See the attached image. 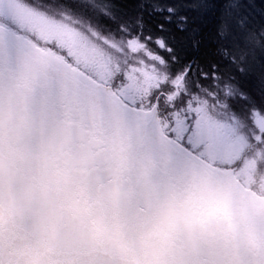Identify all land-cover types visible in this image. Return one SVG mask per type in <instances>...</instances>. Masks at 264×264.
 I'll return each mask as SVG.
<instances>
[{"label":"clouds","instance_id":"clouds-1","mask_svg":"<svg viewBox=\"0 0 264 264\" xmlns=\"http://www.w3.org/2000/svg\"><path fill=\"white\" fill-rule=\"evenodd\" d=\"M264 257V183L157 175L114 135L0 120V264H243Z\"/></svg>","mask_w":264,"mask_h":264},{"label":"rangeland","instance_id":"rangeland-1","mask_svg":"<svg viewBox=\"0 0 264 264\" xmlns=\"http://www.w3.org/2000/svg\"><path fill=\"white\" fill-rule=\"evenodd\" d=\"M70 1L0 0V26L47 49L48 56L70 58L73 68L83 70V76L91 77L94 85L117 90V93L118 91L124 93L127 96L126 101L134 102V104H128L130 108L159 111L160 114V109L164 107L165 113L161 119L162 122H166L171 142L195 154L198 152L199 156L205 153L207 156V158L204 157L206 165L218 168L208 160L217 156L212 153V149L217 150L220 156L225 155L221 160L231 164L232 152L240 144L238 142L240 134L234 136L225 133V135L218 136L216 134L222 133L218 130L226 129L227 131L229 127L226 128V125L229 126L230 120H234L232 117H239L241 120L247 121L251 135L249 137H252L255 130L252 121L254 110H259V114L264 115L262 103L253 100L249 105L248 113L241 108L233 110L236 111L234 114L230 113L228 109L230 104L225 103L217 94L218 88H220L218 84L227 85V95L236 97L234 92L237 90L241 92L236 79L220 83L216 79L209 78L210 76H204L206 79H197L196 77V80L195 78L193 80L190 72L189 75L187 74V79L188 66L173 71L167 59L168 50L162 40L155 41L154 48L155 50L158 48L155 51L150 46L151 39L148 41L145 37L136 36L138 35L136 33L126 37L121 32L122 27L117 28L115 22L111 25H104V28L89 18H75L74 13L69 9L71 8ZM82 1L85 6L89 4L93 8H98L101 3L100 0ZM112 16L116 21V14ZM122 18L120 16V19ZM256 21L255 17L252 21L243 24L248 23V26H252ZM234 27L237 28V32H240L241 25H234ZM140 28L141 31L151 34L144 24H141ZM241 32H243V28ZM262 32L264 31L262 30ZM234 37L231 35L230 39L239 43L240 47L238 48H241L243 39ZM245 40L248 53L244 52L245 65L241 72L248 85V80L251 78L264 79V76H254L259 74L261 68L264 67V47L253 35L247 36ZM236 52L238 53L237 50ZM88 60H91L92 63L88 64ZM97 61H101L106 66L98 67V70L94 71L91 65L97 67ZM252 62L255 64L253 65ZM74 63L80 64V67H76ZM205 94L206 96H215V98L211 105L204 104L206 109L203 113L198 114L196 105H200V103L197 102L196 96ZM241 98L242 101L246 98L249 101L246 95ZM175 99L180 101L179 104H175ZM182 102L186 103L185 107L189 113L185 111L186 113L184 112L183 115L178 114L180 118L173 122L170 112L177 106L181 107ZM196 123H200L201 127L204 124L211 127L213 123L216 130L204 128V131L201 132L196 127ZM198 134H201L202 140L200 141H197ZM215 137L223 138L214 143ZM197 143H200L198 149ZM254 154L255 151H248L245 161L242 162V165H245L242 168L243 172L249 175L247 179L250 183L255 182L256 179L264 180V150L261 157H253ZM252 162L256 163L257 168L254 170L256 173L253 171ZM230 167L231 170L226 171L237 174V167H234L233 163ZM255 183L257 185L259 181Z\"/></svg>","mask_w":264,"mask_h":264},{"label":"water","instance_id":"water-1","mask_svg":"<svg viewBox=\"0 0 264 264\" xmlns=\"http://www.w3.org/2000/svg\"><path fill=\"white\" fill-rule=\"evenodd\" d=\"M25 113L49 132L119 137L130 157L149 153L157 175L165 179L199 173L250 192L237 182V174L206 165L205 158L171 142L159 111L128 107L117 90L94 85L66 58L48 56L47 49L0 26V120L7 114L19 121ZM254 122L264 131L263 122ZM243 264H264V257L248 253Z\"/></svg>","mask_w":264,"mask_h":264},{"label":"trees","instance_id":"trees-1","mask_svg":"<svg viewBox=\"0 0 264 264\" xmlns=\"http://www.w3.org/2000/svg\"><path fill=\"white\" fill-rule=\"evenodd\" d=\"M100 1L99 7L93 8L89 4L85 6L82 0H71L69 2L71 8H68L74 13L75 18H89L103 27L111 25L105 24L99 19L100 16H105L115 24L117 23V28L121 26V32L126 37L136 33L138 34L136 36L145 37L148 41L151 39L149 43L154 50L155 41L162 40L168 50L167 59L173 71L183 69L189 63H193L192 70H190L193 80L194 78L196 80V77L197 79H206L204 76H210L209 78L216 79L220 83L236 79L241 92L237 90L234 95L248 97L247 109H244L248 113L249 105L253 99L241 72L245 65L244 52L248 53L245 38L253 35L264 47V34L262 35L264 33L262 32V30L264 31V0ZM121 13L126 15L121 16L122 19H117V15ZM113 14H116V21ZM255 17L257 21L252 26H248V23L243 24L252 21ZM141 24H144L151 34L141 31ZM234 25H241L240 32H237ZM242 28L243 32H241ZM231 35H234L235 39L240 37L243 39L241 48H238L240 47L239 43L230 39ZM67 61L72 62L70 58H67ZM104 61L106 62V60ZM91 63L92 61L88 60V64ZM252 64L254 65L255 62ZM74 65L80 67V64L74 63ZM105 66L106 64L97 61V67L91 65V68L96 71L98 67L104 68ZM101 73L103 74L104 71ZM260 73L261 71L254 76H264ZM218 86L221 88V91L218 88L217 92L220 98L230 96L226 93L227 85L218 84ZM124 87L126 86L124 85ZM117 95L123 100L127 98L121 91H118ZM179 102L178 99H175V104H179ZM126 103L134 104L129 101ZM185 104L182 102L181 107L177 106L170 112L173 122L180 118L178 114L183 115L185 111L189 113ZM262 105L264 106V104ZM164 111V107L160 109L161 118ZM258 181L259 184L264 183L262 179L255 180V182ZM255 182H243L242 184L250 191L252 187H255Z\"/></svg>","mask_w":264,"mask_h":264},{"label":"flooded vegetation","instance_id":"flooded-vegetation-1","mask_svg":"<svg viewBox=\"0 0 264 264\" xmlns=\"http://www.w3.org/2000/svg\"><path fill=\"white\" fill-rule=\"evenodd\" d=\"M187 66L188 67H187L186 73H189L190 70H192L193 63H189ZM214 98H215V96H212V95H210V96H206V94L205 95H197L196 100L198 103H200V105H196V107H197L196 112L198 114L203 113V111L206 109V107H204V104L211 105ZM221 99L224 100L225 103L230 104L228 109L230 110L229 112L233 113V114L236 113V111H233V110H238L239 108L245 109L247 107V104H248V102L244 103L245 101H247V98L242 101L241 96L233 97L232 95H230L228 97H224ZM232 104H236L237 107L233 108L231 106ZM232 118L234 120H230L231 122L229 123V126L226 125V128L229 127L227 129V131H226V129H220L218 131H222V133L216 134V135L221 136V135H225V133H226V134H232L234 136H237L238 134H240L239 139H238L239 141L237 140L240 144L238 145V148L235 149L236 151L233 150V152H232L233 158L231 159V161L233 163V166L237 167V175L239 176V177L236 176V179L238 180L237 182H239V183L248 182L247 177L249 175H246L245 172H243L244 170L242 168L245 165H242V162L245 161L248 151H255V154L253 157H255V156L261 157L262 156V152L264 150V132H260L258 129H256L254 119L256 118L259 122L264 123V115L259 114V110H254V115H253L252 121H253V125L255 127V130H254L252 137H249L251 135L249 134V127H248L247 121L245 119L241 120L239 117H237V118L232 117ZM209 121L211 122V120H209ZM196 127L201 132L204 131V128H206L208 130H213V131L216 130L215 125L213 123H212L211 127H209V125H206V124H204L203 127H201L200 123H196ZM198 137H199V140H198ZM198 137H197V141L202 140L201 134H198ZM222 138L223 137H221V138L215 137L214 143L216 141H220ZM243 141H244V143H243ZM200 143H197V149H198V147H199L198 145ZM212 153L214 155H217V156H214V158L211 160L208 159L210 162L215 164V166L218 167L219 169H221L222 171L231 170L230 165L232 163L231 164L229 162L225 163L224 161L221 160L224 158L225 155L220 156L219 152L217 150H214V149H212ZM197 154H198V152H197ZM201 157L207 158L205 153H204V155L200 156V158ZM234 158H235V161L233 162ZM253 161H254V159H253ZM252 163H253L252 167H253V171H254L257 168V166H256V163L255 164H254V162H252ZM246 165H247V163H246ZM226 167H229V168L226 169ZM222 173H225V172H222ZM225 174H227V173H225ZM228 174H230V171L228 172ZM230 175H232V174H230Z\"/></svg>","mask_w":264,"mask_h":264},{"label":"snow or ice","instance_id":"snow-or-ice-1","mask_svg":"<svg viewBox=\"0 0 264 264\" xmlns=\"http://www.w3.org/2000/svg\"><path fill=\"white\" fill-rule=\"evenodd\" d=\"M126 14H118L117 19H120V16H123ZM99 19L105 23V24H113L114 21L109 20L105 16H100ZM162 27V26H161ZM261 73L264 74V67L261 68ZM248 91L252 97L253 100L264 104V79H257V78H251L248 80ZM248 101H245L244 103H247ZM233 108H236V104L231 105Z\"/></svg>","mask_w":264,"mask_h":264}]
</instances>
